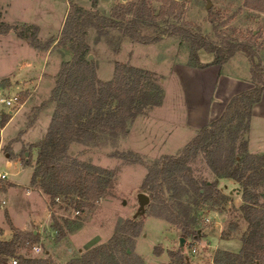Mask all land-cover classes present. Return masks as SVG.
<instances>
[{"label": "rangeland", "instance_id": "1", "mask_svg": "<svg viewBox=\"0 0 264 264\" xmlns=\"http://www.w3.org/2000/svg\"><path fill=\"white\" fill-rule=\"evenodd\" d=\"M72 1L81 5L91 4V0ZM130 1L133 0H116L105 16H110L116 5ZM178 1H182L183 5L180 13L176 10L174 12L180 16L178 20L173 14L156 22L143 21L141 33L153 36L169 24H183L191 33H199L219 44L223 39L248 41L252 31L257 35L253 41L256 52L254 61L259 62L260 73L264 78V11L245 7L244 0ZM68 2L69 0H0V22L18 29L29 24L37 25L38 38L42 43L47 39L53 40L48 50L60 60L58 73L63 64L73 58L72 42H58L65 19L64 17L61 21V14ZM97 2L100 10L108 11L110 8L111 0ZM208 2L211 5L206 8ZM149 4L156 14L161 2L149 0ZM129 17L128 15L127 19ZM188 23L194 26H189ZM10 31L14 33L13 37H17L15 30ZM85 41L89 49L84 59L92 64L97 79L110 80L116 62L146 69L156 75L163 91V99L161 105L146 107L134 120L128 121L127 133H98L91 141L73 142L69 145V161L75 159L110 172L111 184L107 187V193L94 202L93 208L84 207L81 210L77 207V194L72 190L54 200L44 193L45 198L38 196L36 190L27 196L25 191L32 174L30 165L33 171L37 167L38 147L35 145L44 136L37 140L40 136L38 129H41L43 123L49 124L57 104V100L51 99V92L58 73L52 77L53 83L49 87L46 76L50 78V75L46 73L53 71L50 58L42 80L35 79L42 60L35 58L25 48H20L13 38H0V99H12L9 105L0 103V123L4 115L9 116L8 121L13 116L5 130L2 128L8 121L0 126V139L3 133L2 137L6 140L0 152V171H5L9 174V179L18 183L5 196V206L0 207V225H6L4 209H8L13 222L18 225L26 221L28 213L42 219L40 222H31L27 230L38 231L37 242L19 247L17 253L26 257L47 258L50 264H65L70 259L80 257L86 250L106 243L127 219L141 224L138 235L132 238L131 243L133 253L139 255L144 264H172L178 252L189 264H214V255L218 252L237 253L247 230V222L240 209L244 203L243 188L235 179L218 178L209 167L204 151L194 152L186 163L185 171L176 174L177 181L184 186L180 194H176L162 182V187L155 192L140 189L149 166L161 163L165 155H179L192 139L169 140L171 143L166 147L161 142L165 137L164 132L166 134L173 130L169 137L177 135L179 131L176 123L185 121L188 110L198 114H206L209 110L207 99L208 94L213 91L212 77L198 73L192 75L183 67H193L188 58L189 37L164 35L157 42L143 44L132 41L117 28L108 29L104 35L88 28ZM198 55L201 64L210 65L213 59L211 53L200 49ZM25 63H30V68L24 71L22 64ZM248 66L249 61L241 51L234 53L227 62V69L240 80L245 78ZM21 70L24 71L23 74H27L25 76L28 79L19 83L20 87L12 86L8 79H4L6 76H15ZM246 124V117H237L219 136V140L225 142L226 150L232 146L236 161L242 160L245 155L241 143L247 139ZM33 125L37 129L28 131L25 137L20 138ZM34 141L32 144L26 143ZM179 146L181 148L178 149ZM12 150L17 157L11 159L10 164H5V153L12 156ZM25 161L30 165H23L26 164ZM187 176L192 179L191 185L186 181ZM204 181L213 182L214 186L204 191ZM38 182L39 177L32 183L33 186L39 188ZM0 185L5 188L8 182ZM197 187H202V195L197 193ZM250 190L255 193L259 203L264 201V182ZM139 192H144L149 197L140 214L137 212ZM44 203L47 206L46 218ZM165 205L175 212H181L180 227L160 214ZM51 215L57 218L66 232L59 240L52 227ZM182 230H185V235ZM180 238H183L182 248L179 245ZM6 239L0 229V240ZM34 246L39 248L38 252L34 251ZM124 247L127 252L130 251L129 243ZM171 253L174 254L173 258ZM122 258V251H118L107 261L123 264ZM11 260L12 258H7L4 264H12Z\"/></svg>", "mask_w": 264, "mask_h": 264}, {"label": "trees", "instance_id": "2", "mask_svg": "<svg viewBox=\"0 0 264 264\" xmlns=\"http://www.w3.org/2000/svg\"><path fill=\"white\" fill-rule=\"evenodd\" d=\"M159 1L161 4L156 14L151 9L149 0H133L116 5L111 15L105 16L96 9L97 0H91V9H85L69 0L58 42H72L73 58L63 64L52 89L51 99L57 100V104L43 138L35 145L38 147L37 167L30 182L35 183L39 177V189L51 200L72 190L77 194V207L81 210L84 207L93 208L94 202L107 193V187L111 184L110 172L75 159L69 161V145L73 142L91 141L98 133H127L128 121L134 120L146 107L158 106L162 102L163 91L152 71L116 62L110 80L97 79L92 64L84 59L89 49L85 41L88 28L95 29L99 35H104L110 28H117L132 41L143 44L157 42L164 35L188 36V58L193 67L207 66L200 62V49L213 55L210 64L218 65H222L234 53L241 51L250 63L253 86L233 95L221 115L201 128L179 155H165L161 163L149 166L140 189L155 192L164 183L176 194H180L184 186L177 181L176 174L185 171L186 163L194 152L204 151L209 167L218 178L230 177L242 186L244 203L240 209L247 222L240 250L237 253L218 252L214 255L213 263L264 264V201L259 203L255 193L250 190L264 182V154L249 153L246 139L241 143L245 152L244 158L236 161L232 146L226 150L225 142L219 140L225 127L237 117H246L248 130L252 107L260 101L264 91L260 64L254 61L256 52L253 41L257 35L251 31L248 41L223 39L219 44H215L199 33H191L183 24H169L153 36L144 35L140 31L143 21L156 22L169 15H175V10L180 13L183 7L182 1ZM243 5L264 11V0H244ZM175 16L177 20L180 18ZM188 25L194 26L190 23ZM11 29L33 48L48 50L52 45V39L43 43L39 40L37 25L29 24L18 29L0 22V34H5ZM8 119L9 116L4 115L0 126H4ZM25 163L28 164L27 161ZM186 181L191 185V177L187 176ZM203 186L206 191L213 187L214 183L204 181ZM201 188L197 187L199 195H202ZM160 214L180 227L181 212H175L165 205ZM4 217L12 236L9 240H0V264H4L9 257L17 259V264H50L47 258L26 257L17 253L19 247L36 243L38 233L15 227L6 212ZM51 219L56 238L59 240L66 235L65 229L55 216L51 215ZM140 227L138 221L127 219L106 243L86 250L80 257L70 259L65 264H112L107 260L118 251H122L123 264H144L142 258L133 253L131 243L132 238L138 235ZM182 231L185 235V230ZM126 243L130 244L129 252L124 247ZM171 255L173 258L174 254ZM172 264L189 263L178 252Z\"/></svg>", "mask_w": 264, "mask_h": 264}, {"label": "crops", "instance_id": "3", "mask_svg": "<svg viewBox=\"0 0 264 264\" xmlns=\"http://www.w3.org/2000/svg\"><path fill=\"white\" fill-rule=\"evenodd\" d=\"M115 1L116 0H111V5H110V8L108 9V11L100 10V5L98 2L96 4V8L102 14L108 15L110 9L115 4ZM74 3H76L78 6H81L85 9L91 8V4L90 5H81L78 2H74ZM67 9H68V4L65 5L63 13L61 14L62 15L61 21L65 17ZM60 25H61V22H60ZM13 36H14V33L12 31H9L5 34H0V38H6V37L7 38H13V40L16 42L17 45L20 46V48H25V50H27L29 53L33 54V56L35 58H39L40 60H42V65H41L37 75H35V77H36L35 79L42 80V78L44 77V71L47 67L49 59L52 58V60H51L52 70H53L52 73H48V72L46 73V71H45L46 74L50 75V78H49V76L48 77L46 76V78H48V80H49V81H47L48 82L47 84L50 87V85H52V83H53L52 77L58 73V70H59L60 65H61L58 56L53 55L51 50H42L40 52L39 51L40 49L31 47L24 39H22L18 36L17 37L16 36L13 37ZM228 61H229V59L225 63H223L222 65L210 64L209 66H205L202 68H200V67H189V66L183 65L185 70L188 71L192 75H196V73L205 74L208 77H212V79L214 80V82L212 80L213 91L210 92V94H208V99H207V102L209 104V110H207L206 114H198L195 111L188 110L186 112L187 118L185 119V121L183 120L182 123L181 122L176 123V126H177L179 133L177 135H173V136L169 137V135L171 134V131H173V130L167 131L166 134L164 132L165 137H163V139L161 141L162 144H165L167 147L168 143H171V141H169V140L181 141L183 139L187 140L189 138H193L196 131L207 126L211 121H213L214 119L218 118L221 115L226 104L228 103V101L230 100V98L233 95H235L239 92L245 91V90H247L253 86V82L251 80L250 63H249V66L247 67L248 70L246 69L247 73H245V78L243 80H240L239 77H237L235 73H233L227 69V62ZM22 66H24L23 70L25 71V70H27V68H30V63L22 64ZM23 70H21L18 74H16L13 77H10V76L7 77L6 76V77H4V79L5 78L8 79L10 85L20 87L21 85H19V83L28 79L27 76H25L27 74L26 73L23 74V72H24ZM33 90H35V89H33ZM183 112H185V111L183 110ZM50 113H52V112H50ZM48 117H49V113H48ZM12 120H13V116L6 123V125L2 128V130H5V128H7L9 126V124L11 123ZM35 125L28 127L26 132H23L20 135V138L25 137V135L28 131L30 132L32 129H34L36 127ZM47 126H48V122L43 123V126L41 127V129L40 128L38 129L40 136L37 140H40L42 138V136L45 134ZM35 129H37V128H35ZM2 134H1V139H0V152H1L2 145L4 144V142H6V140L2 137ZM168 137L170 139H168ZM163 140H165V141L163 142ZM26 143L32 144V143H35V141L29 142V143L26 142ZM179 148H181V147L179 146L178 149ZM247 151L251 154H264V91L262 93L260 101L255 103L252 107V110H251V115H250V119H249V128H248V132H247ZM12 153L14 154L12 156H10L9 153H5V159H3L5 164H10L11 159H14V157L15 158L17 157V156H15V153L13 152V150H12ZM18 160L22 164V162L19 158H18ZM23 165H27V164H23ZM28 165H30V164L28 163ZM30 167H31V170L33 173L32 165H30ZM0 173L6 174V179L0 180V183L8 182V185H6L5 188L0 187V207H2V206H5V204H6L5 196L8 194L10 189L17 187L18 183L13 181L14 179H12V178L9 179V174L6 173L5 171H3V172L0 171ZM31 176H32V174H31ZM31 176H30L29 181H28V186L26 188L25 195L29 196L32 194V192L34 190H36V194H38V196H42V198H45V195L43 194V192H41V190L39 188H36L35 186H33V184L30 182ZM5 212L8 214L12 224L15 227H17L23 231L28 230V226L30 225L31 222L42 221L41 217H36V216L28 213L26 221L23 222L22 224L18 225V224H15L13 222L12 217H11V213L8 211V209H4V213ZM46 212H47V206L44 203V213H45L44 218L47 217ZM4 220H5V217H4ZM0 229L3 231L4 235H6V237H7L6 240L11 238L12 232H11L9 226L7 225V223L5 226L0 225ZM34 231L35 230H33V233H34ZM36 232H38V231H35V233Z\"/></svg>", "mask_w": 264, "mask_h": 264}, {"label": "water", "instance_id": "4", "mask_svg": "<svg viewBox=\"0 0 264 264\" xmlns=\"http://www.w3.org/2000/svg\"><path fill=\"white\" fill-rule=\"evenodd\" d=\"M210 5H211V3L208 2L207 5H206V8H209ZM263 197H264V195H263ZM137 201H138L137 212L140 214V213L143 212L145 205L148 203L149 197L145 193L139 192L137 194ZM34 233H35V231H34ZM179 245H180V248L183 247V238L179 239Z\"/></svg>", "mask_w": 264, "mask_h": 264}, {"label": "built area", "instance_id": "5", "mask_svg": "<svg viewBox=\"0 0 264 264\" xmlns=\"http://www.w3.org/2000/svg\"><path fill=\"white\" fill-rule=\"evenodd\" d=\"M3 102L5 104L9 105V104H11L12 99H7V100L6 99H0V103H3ZM2 179H6V174L5 173H0V180H2ZM75 213L77 214L78 210ZM33 249H34L35 252L39 251V248L37 246H34ZM11 263L12 264H17V260L15 258H12Z\"/></svg>", "mask_w": 264, "mask_h": 264}]
</instances>
